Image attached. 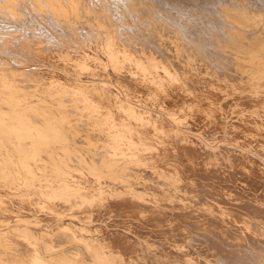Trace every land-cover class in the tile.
Returning a JSON list of instances; mask_svg holds the SVG:
<instances>
[{
  "label": "rangeland",
  "instance_id": "rangeland-1",
  "mask_svg": "<svg viewBox=\"0 0 264 264\" xmlns=\"http://www.w3.org/2000/svg\"><path fill=\"white\" fill-rule=\"evenodd\" d=\"M109 1L108 0H0V264H18L20 261L21 254H23L24 251H26L27 249L31 250L32 247H33L32 250H34V252H36L38 256L40 263L37 262L38 260H36L35 262L29 264H137V263L158 264L159 261H160L159 264H163L164 262H161L162 257L165 258V260L170 258V260L172 259L176 263L178 262V264L180 263L203 264L198 261L194 263V261H191L187 258L179 259L178 257L176 256L174 257L173 255H172L173 257H171V255H168V253H164V255H162L161 257L162 253H160L159 251L161 248L169 247L172 249L173 247H175L172 249L175 251H176V247L178 248L177 237H179V233L177 232H179V230L177 229L178 230L177 231L175 229V224H171L172 225L171 231L173 232V230H175V232L173 233H171L170 230H168V232H166L167 231L166 230L165 231L166 234L161 233L163 231L161 232L158 231L159 233L157 232L158 234H161L160 236L164 237L165 240L168 241L167 243L162 241L159 242L158 245L160 246L156 245L157 244L156 242H151L150 239L138 238L139 241L136 244L137 247L136 248L134 247L133 249L134 251L137 249L135 251L136 253L134 252L136 255L132 253L134 255L132 256V259H129L131 258L129 257L128 260H126L127 256H129L126 251L127 248L126 246H123L122 249V247L121 248L120 246L116 247V245L115 248L113 247L114 245L113 238H111L113 237L112 231L109 232L110 237L109 235H107L108 233H104L105 235L102 233L103 235H100L101 230L99 229L101 228V226L107 228L106 232L110 230L108 228L110 226V221L112 220V216L114 215V213L108 210H100V211L98 210V212L95 213L93 212L91 213L85 212L84 214L81 213V209L84 203L89 198L94 199L95 197H100L103 200H107L109 197L114 196L115 191L112 188V186L119 187L120 185L121 186L123 185V187L125 188V193L123 194L126 193L132 194L134 196L139 197L142 200L146 199L147 197L142 196L143 191L139 190L137 186L142 187V185H144L143 186L144 188L145 186L147 189L152 188L149 187L150 182L147 181L148 179L144 178L143 176L142 179V177L140 176L142 172L141 169L142 167L140 165L134 163L133 164L126 163L123 161L121 156H115L111 154V144L109 138H107L108 134L104 126L105 124L104 121L105 119L107 120L106 113L97 110V108L95 107H97L98 104L104 101L110 102L111 95L113 96V93L116 94L119 93V95L123 94L122 97L124 98L121 97V99L125 100V102L123 100L124 103L127 102L125 106L128 105L127 106L128 108L136 107L141 110L143 108V110L145 111L149 110V112H153L158 115L160 114L159 116H162L165 120L167 119V121L170 122L172 125L175 124L174 126L178 129L180 128L179 130H181L182 132L185 130L184 132H186L185 133L186 135L191 136V138L196 137L195 140L200 141L202 145L206 147V150L209 151L210 159L213 165L217 168H220L221 166H223V164L224 166L221 168L222 170L225 168V166H228L227 164H229V166H232L234 164L233 152L239 151L244 155H250V154L259 155L255 150L250 149L248 147L246 148L243 145H239L240 142L236 140L233 141L234 139L232 138V134L229 131H227L228 130L227 128H229L228 125L229 122L225 123L224 131L222 133L223 136L220 133L219 134L216 133L213 139L212 138L208 139L205 137L204 133H201L200 131L192 130L190 128L185 129L184 127L181 128L182 125L178 123L175 117L173 118V115L170 116L171 113L169 111L166 110L167 112H165L164 109L162 110L158 107H155L154 109L153 108L154 106H151L150 103L145 104L146 102L143 103V101L142 100L140 101L139 99H138L139 101L137 100L138 102L134 101L133 99H137V98H134L132 94L130 95V90H128L127 87L128 85L122 82V79L120 80L124 84V87L120 88V84H121V82H119L120 76H118V74H115L114 71L116 69L115 67H117V61H118V58L116 57L119 54L122 55L124 53V55L126 54V56L123 55V58L125 60H131V59L134 60L133 58H135L136 56L139 57L138 62L142 65L145 64L144 66L147 67L149 71L154 70V68L152 67H155L156 61L164 64L168 69H170V71L172 72L175 71L174 73L175 74L177 73L176 74L177 77L178 75L179 77H181V78L178 77V79H180L182 85L187 88L191 85L194 86L200 84V81H202V83L205 85L207 83L206 82L207 80L212 79L213 83H215L216 81V84L219 86V88L222 91H226L230 96L241 94L242 90L239 89V86H241L242 88L249 87L250 88V89L248 88L249 91L252 92L253 94L254 93L264 94V66L261 65L262 61L264 60V0H213V1L192 0L193 2L191 0H187V1L180 0V2L179 0H169L167 2L174 3V4L172 3L171 7H170V3L168 5H162L161 3L153 0H144V1L143 0H139V1L109 0ZM206 1L210 5H208ZM153 2L154 3L156 2L155 5ZM198 2L201 3L199 4L201 6L198 5ZM101 5L104 6L102 7ZM147 5L149 6L147 7ZM111 6L113 7L111 8ZM160 6L162 8H160ZM204 6L206 8H204ZM124 8L125 9L128 8V9L125 10ZM116 9L118 11L120 10V12L116 13ZM212 9L221 11L220 17L222 21H225L223 22L224 23L223 29L226 33V37L224 34H222L224 33V31L221 33V31H219L215 26L213 27L210 26L211 29L209 28V25L213 24L216 20L217 22L219 21V15L216 13L214 14V12H211ZM154 10L158 15L155 14ZM178 10L180 13L177 12ZM127 11L132 16L129 13H127ZM137 11L140 15L137 13ZM169 11L171 12L172 15L170 14ZM151 12L154 14H152ZM147 13L149 14L146 15ZM101 14L103 17L101 16ZM206 14L209 15L206 17ZM129 15L131 17L134 16L133 18L135 19L131 18ZM184 15L188 17H183ZM198 15H200L201 17ZM203 15L205 16V19ZM157 16L158 18H156ZM160 19L162 20V22ZM118 20L119 21L121 20L120 23H118L119 22ZM172 20H174L175 22ZM196 21L198 22L197 24ZM172 22H174L175 24ZM217 22L215 23L217 24ZM165 23H167V25L170 24V26H167ZM178 24L180 27L177 26ZM227 25H229V27H227ZM244 26H246L247 29ZM151 28L154 30H152ZM200 28H202L203 31H205V33ZM230 28L232 29V31ZM210 30H212L214 33ZM172 31L173 33H171ZM191 31L193 34L190 33ZM217 31L219 34L217 33ZM183 32L184 34L186 32V35H184ZM236 32L238 33L236 34ZM119 33L121 35H119ZM187 33L189 34L187 35ZM206 33L207 35L205 36ZM148 34L149 35L151 34L153 36L151 35L149 36ZM193 35L196 36L194 37ZM198 35H200L201 39L203 37L206 39L203 38L202 42H198L201 41ZM154 36L156 37L154 38ZM208 37L210 38V40H208L209 39ZM245 37L248 38L246 39ZM157 38L161 39V41L159 40L157 41ZM223 38L225 39V41ZM141 39L144 42L141 41ZM150 39L152 42L155 39L154 43H152ZM221 40L222 42H220ZM168 42H170L168 48L167 47L164 48V46L168 45L167 44ZM172 43H174V45ZM188 43L191 45H188ZM199 43L200 46L202 45L201 48L198 45ZM116 46L117 48H115ZM147 46L148 47L151 46V47H149L148 49ZM144 47L147 48L144 49ZM83 48L85 50H83ZM87 48H89V50L91 51H94L95 55L98 58H100V60L99 59L98 60L104 65L107 63L109 56H111V54L113 55L114 58H112L113 60L112 64L114 65V67L109 68L107 69V71H105L107 72L106 76L104 75L106 74L104 72L103 74L104 76L102 74H97L94 75V77L92 76L93 78L92 79L91 76L85 75L86 76L85 77L84 74L77 71L79 64L75 56L82 54L84 51L85 52L89 51ZM94 48L97 49L94 50ZM140 48L143 50H141ZM170 48L173 51H171ZM122 49L124 50V52L121 53ZM79 51L80 52L82 51V53H80ZM108 51L110 52V54H108L109 53ZM195 51H198L199 54L197 55V52L195 54L194 53ZM200 52L202 55L200 54ZM164 53H166L167 55L166 54L164 55ZM189 53L191 55H189ZM209 54L211 55L209 56ZM222 54L224 56H222ZM101 56L104 57L105 59L102 58ZM170 56L171 58H169ZM173 56H176V58L175 57L173 58ZM213 56L217 59L215 60ZM91 58L92 57H90V59ZM47 59L49 60L50 63L52 62L53 64H50L47 61ZM65 59H67L68 61H72V64L73 65L75 64L74 67H76V65L77 67L73 70H70L66 68L64 69L63 65H62L63 68L62 66H59L61 64H59L56 60L59 61ZM222 59L225 60L226 63L223 64V62L225 61H223ZM218 60L221 62L220 64L223 65L224 67L219 64ZM231 60L234 62V65H236L235 67L233 66V62ZM214 61L217 63H215ZM176 63L177 64L179 63L178 66L176 65ZM190 63H192L193 65ZM198 64L200 66H202L201 64H203L204 66L202 67L204 68L202 67L199 68L200 66ZM226 64L229 65V67L232 64L231 66L232 69H230L231 67L227 68ZM216 66L217 68L219 66L221 68L219 67L220 69L219 68L215 69ZM258 68L260 69L258 70ZM110 69H112L113 71H110ZM48 70L50 71V73L51 72L53 73V71L55 73L51 74L50 76V74L48 75L49 73ZM191 70L192 71L194 70L196 74L194 71L192 72ZM202 70L205 72H203ZM71 71L72 72L74 71L73 74L71 73ZM200 71L202 72L201 73L202 75L204 74L203 77L201 74H199ZM224 71L228 74H226ZM57 72L60 73L58 74ZM76 72L80 73L83 76L76 74ZM112 72L114 74L110 75V73ZM55 74H58V77L61 75L60 79H62V76H64L63 78L65 79L70 78V80L72 81L74 80V81L73 82L68 80L65 81V79H62L60 80L62 81L61 83L60 82L55 83L56 81L52 80L53 78H51L52 75ZM232 74L233 76L239 78V80L241 81L237 80L235 77H232ZM65 75L67 76V78ZM77 75L81 77H78ZM244 75L245 78L242 80ZM113 76H116L117 78ZM80 78L82 79L83 82L81 81ZM188 78H190L189 83L187 82ZM192 78L196 79L195 83L193 82L194 79L192 81ZM77 79H80V81ZM203 79L206 81H204ZM89 80L91 81V83ZM113 80H116L115 83L113 82ZM85 81H87V83ZM59 83L60 85L62 86L65 85L66 87L61 88L62 86H60ZM93 83L94 85H92ZM83 84L84 85L86 84L85 86H87L88 84L90 86V87L88 86L89 89L85 88ZM83 87L85 90H82L81 93V91L79 90H81L80 88ZM108 87L110 89H108ZM77 88L78 90H76ZM92 88L93 90L90 91ZM124 89L126 91H124ZM102 90L104 92H102ZM126 92H128V94ZM89 93L93 98L90 97ZM99 93L102 95H100ZM84 96H86L89 99L88 102H85L87 99ZM96 96L98 98L101 96L100 97L101 99H98V101L100 100V102H98L95 99V101H97L98 104H95L96 102L92 100L94 98H97ZM102 96L105 99L104 101H102L103 99ZM93 104H95L96 106ZM234 106L239 107L238 105H234ZM256 108L257 107L246 108L245 109L246 111H244V113L255 115V113L258 112V108L257 110ZM94 112H96L95 115L93 114ZM162 113L163 115H161ZM166 113L170 115L168 116L166 115ZM257 114H259V112ZM169 117L172 118L169 119ZM220 135L222 138H220ZM213 140H217V141H213ZM211 141L213 144L211 143ZM224 148L225 149L227 148L226 151L223 150ZM222 150L224 151V153ZM211 153L214 155V157H212L213 155H211ZM261 157L262 156L259 155V159H262ZM222 160L224 162H222ZM130 166L133 167V169ZM137 171L138 173L135 174L136 175L135 176L134 173ZM136 177L139 178L137 179ZM73 178L75 181H73ZM45 182L48 183L51 182V184H54L55 182L57 184L66 183L69 184L68 186L73 191H76V189H78V193H76L77 194L75 195L76 197L72 195L70 197V200H68L69 202L61 198H58L54 201H50L46 199L47 197L42 192L41 194L38 190H35L36 184H43ZM131 182H133V185ZM179 183L180 184L182 183V179L179 175H177L176 178L173 180V183H171L172 189L175 193L182 192V193H188V195H191L190 197L194 196V192H193L194 190H189L188 192V190L185 189V191H182L183 189L181 190V185L180 187L179 185H177ZM175 188L177 189L179 188L178 190L180 191H177V189ZM31 193L36 195L42 203H45L44 206L46 207L47 211L49 212L52 211L54 217L55 215H58V217L56 216L55 218L52 219L55 222H53L52 220L47 221L45 220L46 218H44V216L42 215L40 216L38 213H34L32 211L34 210L33 208L34 206L31 203V197H30ZM184 198L185 197L183 196L179 197L180 203L182 202V204L184 205L190 204V201L187 200L189 198L187 199L185 198L187 201ZM194 199H196V201L199 203L201 202V200H199L200 198H194ZM149 203L150 202H148L147 204ZM5 207L9 210L10 214L4 213ZM78 210L80 211L77 212ZM73 212H75V214ZM147 213L148 212L140 211V214L143 216V217L140 216V218L145 219ZM201 216L202 215H200V217L196 215L194 220L193 221L191 220V222L188 221L189 224L187 223V225L184 224L182 226L183 228L181 227L180 231L183 232V234L187 233L193 235L194 237L205 239L204 241L205 243L202 244L204 246L203 248L206 251L204 255V261H205L204 264L205 263L224 264V263H220L219 258L217 257L219 255L218 253H222L216 250L217 246L221 247L224 244L223 245L224 248H229V247L233 248L234 245L230 243L227 244L228 242L226 243V241L223 239L224 235L221 232L222 230L212 225H208L206 223L207 222L206 219ZM99 219L102 221H100ZM181 219L182 218H179L178 221L181 222L184 221ZM204 219L205 222L202 221ZM92 221L95 223H93ZM107 221H109L108 224ZM195 222L197 224L201 222L200 225L203 226L200 227V225H196ZM96 226L99 227V229H97ZM198 226L200 228H198ZM207 226H210V228ZM189 227L191 228L189 229ZM78 229L81 231H79ZM211 229L215 231H211ZM194 230H198V231L195 232ZM94 231H96L97 233L99 231L100 232L99 234H97ZM210 231L212 233H210ZM216 232L217 234L218 232L221 233L223 237L219 235V239H218ZM164 234L166 236H164ZM181 234L182 233H180V236ZM206 234L207 236L208 234L213 235V237L211 235L208 237L206 236L208 239L211 237L210 239L213 240V242L206 240L205 237ZM214 234H216L215 237ZM99 236L103 237V239L106 238L107 239L110 238V239L108 240L106 239L103 241L102 238L100 239ZM220 237L224 241L221 240ZM20 239L26 240L27 242H23V241L21 242ZM216 241L218 242L221 241V242L218 243ZM142 244L145 245V248L144 245ZM27 245L28 246L30 245L31 247L30 246L28 247ZM209 245H211L210 246L211 248L209 247ZM147 246L150 248V250H148L149 248H147ZM205 246H207L208 248ZM156 249L158 251H156ZM144 253L147 255L145 256ZM157 254H159L158 257ZM152 255L154 260L156 257V259H159V261L155 260L156 263L153 262L154 260L152 259ZM13 256L16 257L14 258ZM21 261L19 264L24 263L22 259ZM140 261L143 263H141ZM148 261L149 263H147ZM224 262L225 264L228 263L225 260ZM261 264H264V262H261Z\"/></svg>",
  "mask_w": 264,
  "mask_h": 264
},
{
  "label": "bare ground",
  "instance_id": "bare-ground-1",
  "mask_svg": "<svg viewBox=\"0 0 264 264\" xmlns=\"http://www.w3.org/2000/svg\"><path fill=\"white\" fill-rule=\"evenodd\" d=\"M153 1H157V2L161 3L162 5H168L170 3V2H167L169 0H153ZM179 2H180V0H179ZM151 3H152V1H151ZM155 3H154V5H155ZM172 3H170V7H171ZM187 3H186V6H187ZM204 3H205V1H204ZM133 4H134V2H133ZM199 4H201V3L198 2V5ZM207 4H208V2H207ZM122 5H125V4H122ZM138 5H139V3H138ZM208 5H210V4H208ZM144 6H146V5H144ZM148 6L149 5H147V7ZM194 6H193V8H194ZM199 6H201V5H199ZM205 6H204V8H206ZM112 7L113 6H111V8ZM160 8H162V7L160 6ZM107 9H108V7H107ZM113 9H112V11H113ZM119 9H121V8H119ZM127 9L128 8H126L125 10H127ZM153 9H154V7H153ZM141 10H142V8H141ZM205 11H206V9H205ZM209 11H210V8H209ZM102 12H104V11H102ZM117 12H120V10L118 11L116 9V13ZM152 12H153V10H152ZM154 12H155V10H154ZM177 12H179V10ZM182 12H184V11H182ZM211 12H214V14L216 13V14L219 15V21L217 22V20H216L215 22H217V24L214 22L213 24L209 25V28H210V26H212V27L215 26L222 33L224 31V29H223V24L224 23L223 22H225V21H222V19L220 17L221 11L216 10V9H212ZM127 13H129V12L127 11ZM137 13H138V11H137ZM189 13H191V12H189ZM189 13H187V14H189ZM148 14L149 13H147L146 15H148ZM152 14H154V13H152ZM155 14H157V13L155 12ZM170 14H171V12H170ZM200 15H198V16H200ZM208 15L206 14V17ZM101 16H102V14H101ZM155 16H153V17H155ZM133 17H131V18H133ZM183 17H188V16H185L184 15ZM156 18H158V16ZM133 19H135V18H133ZM192 19H194V18H192ZM204 19H205V16H204ZM120 21L118 23H120ZM172 21H174V20H172ZM161 22H162V20H161ZM163 22H165V21H163ZM174 22H172V23H174ZM167 23H165V24L167 25ZM184 23H186V22H184ZM197 23L198 22L196 21V24ZM133 25H134V22H133ZM167 26H170V24H168ZM177 26H179V24ZM120 27H122V26H120ZM173 27H176V26H173ZM197 27H199V26H197ZM227 27H229V25H227ZM244 27H246V26H244ZM202 28H200V29L203 31ZM235 28H236V26H235ZM238 29H240V28H238ZM246 29H247V27H246ZM152 30H154V29H152ZM176 30H173V31H176ZM173 31L171 33H173ZM180 31H181V28H180ZM210 31H212V30H210ZM231 31H232V29H231ZM241 31H242V29H241ZM125 32H126V30H125ZM195 32H196V30H195ZM203 32L205 33V31H203ZM190 33L193 34L192 31ZM217 33H218V31H217ZM237 33L238 32H236V34ZM183 34H184V32H183ZM188 34L189 33H187V35ZM222 34H224L225 37H226L225 31ZM119 35H121V34L119 33ZM184 35H186V32H185ZM206 35H207V33L205 34V36ZM151 36H153V35H151ZM198 36L200 38V35H198ZM198 36H197V38H198ZM155 37L156 36H154V38ZM222 37H224V36H222ZM238 37H239V35H238ZM241 37H243V36H241ZM158 38H157V41L158 40L161 41V39H158ZM233 38H234V35H233ZM181 39H182V37H181ZM202 39H201V41H198V42H202ZM204 39H206V38H204ZM127 40H128V38H127ZM129 40H131V39H129ZM139 40H140V37H139ZM208 40H210V38ZM141 41H143V40L141 39ZM150 41H151V39H150ZM154 41H155V39H154ZM154 41L153 42L151 41V42L154 43ZM224 41H225V39H224ZM112 42H113V40H112ZM184 42H182V43H184ZM217 42H219V41H217ZM220 42H222V40ZM251 42H252V40H251ZM258 42H259V40H258ZM169 43L170 42L167 43L168 45L165 44L166 46H164V45H162V46H164V48L165 47L168 48ZM206 43H207V40H206ZM230 43H232V42H230ZM172 44L174 45V43H172ZM195 44H197V43H195ZM188 45H191V44L188 43ZM198 45L200 46V43ZM198 45H197V47H198ZM151 46H149V47H151ZM155 46H156V43H155ZM158 46H159V44H158ZM201 46H200V48H201ZM111 47H112V44H111ZM149 47H148V49H149ZM109 48H108V50H109ZM115 48H117V46ZM146 48L144 47V49H146ZM236 48H238V47H236ZM87 49L89 50V48H87ZM96 49L94 48V50H96ZM153 49H154V47H153ZM172 49H173V46H172ZM172 49H171V51H173ZM175 49H174V51H175ZM83 50H85V49L83 48ZM128 50H129V48H128ZM141 50H143V49H141ZM194 50H196V49H194ZM190 51H188V52H190ZM117 52H116V55H117ZM122 52H124L123 49L121 50V53ZM196 52H197V55H198L199 54L198 51H195L194 53L196 54ZM80 53H82V51ZM76 54H77V52H76ZM108 54H110V52ZM165 54L166 53H164V55ZM192 54H193V52H192ZM200 54H201V52H200ZM206 54H208V53H206ZM215 54H217V53H215ZM231 54H233V53H231ZM116 55H114V56H116ZM123 55H124V53L122 55L119 54L116 57V58H118V61H117V67H115L116 69L114 68L115 69L114 73L115 74H118V76H120L119 80L122 79V82H124V83H126L128 85V86L127 85L126 86L128 87V90H130V95L132 94V96L134 98H137V99H133L134 101H137L139 99L140 101L142 100L143 103L146 102L145 104H147V103L149 104L150 103L151 106H154L153 107L154 109H155V107H158V108H160L162 110L164 109L165 112L169 111L171 113V115L170 114H167V113H166V115H168V116L169 115L170 116L173 115V118L175 117L176 120L178 121V123H180L182 125L181 128L184 127L185 129L186 128L187 129L190 128L192 130L200 131L201 133H204L205 137L208 138V139H211V138L213 139V137H214V135L216 133L217 134L220 133L223 136L222 133L224 131L225 123L226 122L227 123L229 122V124H228L229 125V128H227L228 129L227 131H229L232 134V138L234 139L233 141L236 140V141L240 142V144L238 143L239 145H243L246 148L248 147L250 149L255 150L257 152V154H259V155L262 156L261 157L262 159H259V155H252V154H250V155H244L243 153H241L239 151L233 152V163L234 164L232 166H229V164H227L228 166H225V168L222 170L221 168L224 166V164L222 163L223 166H221L220 168L215 167L213 165L211 159H210L209 151L206 150V147H204L200 141L195 140L196 137H193L194 135L192 136L193 138H191V136H189V135H186L185 134L186 132H184L185 130L182 132L181 130H179L180 128L178 129V128H176L174 126L175 124L172 125L170 122L167 121V119L165 120L162 116H159L160 114L158 115V114H155L153 112H149V110L148 111L147 110L145 111V110H143V108H142V110L139 109V108H136V107H134V108H128L127 107L128 105L125 106V104L127 102L124 103L125 100L123 99L124 100V102H123V100L121 99V97H122L123 94L122 95H119V93L118 94L113 93V96H112L111 95L112 92H111L110 93L111 100L109 99L110 102H105L104 101L105 99L102 96V98H103L102 101H104V102H102L100 104H98V102H100V100L98 101V99H101L100 98L101 96L99 98L96 96L97 98L92 99L94 101H95V99L98 101V102L95 101L96 102L95 104H98L97 107H95V108H97V110L102 111L103 113H106V116H107V120L105 119V121L104 120L103 121L105 122L104 126H105L106 132L108 134L107 135V138H109V141H110V144H111V154L112 155H115V156H121L122 159H123V161L126 162V163H129V164H131V163L133 164L134 163V164L140 165L142 167L141 169H142V172H143V175H142V172H141L140 176L141 177L143 176L144 178L148 179L147 181L150 182V186L149 187H152V188H150V189L148 188L147 189L146 186L144 188L143 187L144 185H142V187H138L137 186V188L139 190H142L143 191V195L142 196L143 197L145 196V197L148 198V199L146 198V199L142 200L139 197L134 196L132 194H128V193L123 194V193H125V188L123 187V185L121 186L119 184L120 185L119 187L118 186L117 187L116 186H112V188L115 191V195L114 196L109 197L107 200H103L100 197H95L94 199H90L89 198L84 203L82 209L80 208L81 209V213L82 214H84L85 212H90V213L93 212V213H95V212H98V210L99 211L100 210H108V211H111V212L114 213V215L112 216V220L110 221V226L108 228L110 230H108L106 232V229L107 228H105L103 226H101L100 229L97 226H96V228L99 229V230H101V234L100 235H103L104 233H108L107 235H109V232L112 231L113 237H111V238H113V243H114L113 247L115 248V245H116V247L117 246L118 247L120 246V248L122 247V249H123V246H126V248H127L126 251H127V253H128L129 256H127V259L126 260H128L129 257H131L129 259H132V256H134L132 253H134L137 250L136 249L134 251L133 249H134V247L135 248L137 247L136 244L139 241L138 238H144V239L147 238V239H150L151 242H156L157 243L156 245H158V243L161 242V241L167 243L168 241L165 240L164 237L160 236L161 234H158L159 233L158 231H160V232L163 231L161 233H165L166 234V232H168V230L171 231V229H172L171 228V226H172L171 224H175V229L176 230L177 229L179 230V232H177V233H179V237H177L178 248L176 247V251L175 250H172L175 247H173L172 249L169 248V247L168 248L167 247L166 248H161L159 250L160 253H162L161 254V257H162V255H164V253H168V255H171V257H173V256L175 257L176 256L179 259H186L187 258V259H189L191 261H194V263L196 261H198V262H201V263L204 264V262H205L204 261V255H205L206 251L203 248L204 246L202 244L205 243L204 242L205 239H200L198 237H194L193 235H190V234H187V233H184L183 234V232L180 231L181 230V227L184 224L185 225H187V223L189 224L188 221H190V222H191V220L193 221L196 215H198L199 217H200V215H202L201 217H203V218L206 219V221H207L206 223L208 225H212V226H214V227L222 230L221 232L224 235V238L223 239L226 241V243L228 242L227 244L230 243V244H233L234 245L233 248L232 247H229L231 249L224 248L223 247L224 244L222 246L220 245L221 247H218L217 246V249L216 250L222 252V253H218L219 255L217 256L219 258L220 263H224L225 264L224 260L228 262L227 264H261V262H264V94H260V93H254L253 94L252 92L249 91V89H250L249 87L242 88L241 86H239V89L242 90L241 91V94H237V95H234V96H230L226 91H222L219 88V86L216 84V81H215V83H213L212 82V79L210 80L209 77H208L209 80H207V81L203 79L204 81L207 82V83L204 82V83H206L205 85L202 83V81H200V84H197V85H194V86L191 85L192 87L189 86L187 88V87H184L182 85L180 79H178L179 75L177 77V75H176L177 73L175 74L174 73L175 71L174 72L170 71V69H168L164 64L156 61L155 62V67H152V68H154V70L153 71H149V69L144 66L145 64L142 65V64H140L138 62V58L139 57L136 56L135 57L136 59L133 58L134 60H132V59L131 60H125L123 58ZM162 55H163V53H162ZM189 55H191V54L189 53ZM210 55L211 54H209V56ZM218 55H219V53H218ZM74 56H75V54H74ZM74 56H72V57H74ZM124 56H126V54ZM222 56H224V55L222 54ZM75 57L77 58V61H78V64H79V67H78V70L77 71L80 72V73H82V74H84V76L85 75L86 76H91V78H92V76L94 77V75H97V74H102L103 75L104 72L107 71V69L114 67V65L112 64L113 63L112 58H114L112 54H111V56H109L108 61H107V63L105 65L99 61L100 58H98L95 55L94 51H91V50L86 51V52L84 51L82 54L76 55ZM90 57H92V58L90 59ZM127 57H129V56H127ZM132 57H134V56H132ZM174 57L176 58V56H173V58ZM102 58H104V57H102ZM169 58H171V56ZM186 58H187V56H186ZM214 59L216 60L217 58L214 57ZM223 59H224V57H223ZM250 59H252V58H250ZM256 59H258V58H256ZM164 60H166V59H164ZM225 60H226V58H225ZM225 60H223V61H225ZM47 61L49 62L48 59H47ZM56 61L59 64H61L59 66H62L63 65L64 66V69L66 68V69L73 70V69H75L77 67V65H76V67H74L75 64L73 65L72 64V61H68L67 59H65V60H59V61L56 60ZM73 63H74V61H73ZM215 63H217V62H215ZM220 63L221 62L219 61V64ZM224 63H226V61L223 62V64ZM50 64H53V63L51 62ZM178 64L176 63L177 66H178ZM190 64H192V63H190ZM237 64H240V63H237ZM201 65L204 66L203 64H201ZM229 65H230V63H229ZM229 65L226 64V67L227 68H230L232 66V64H231L230 67H229ZM261 65L264 66V60L262 61V64ZM63 66H62V68H63ZM202 66H200L199 68H201ZM217 66H216L215 69H218L220 67L219 66L217 68ZM221 66H223V65H221ZM233 66L234 67L236 66V65H234V62H233ZM202 68H204V67H202ZM230 69H232V67ZM259 69L260 68H258V70ZM207 70H206V72H207ZM67 71H69V70H67ZM110 71H113V70L110 69ZM229 71H231V70H229ZM73 72L71 71L72 74H73ZM203 72H205V71H203ZM53 73H55V72L53 71ZM53 73L52 72L50 73V71H49L48 75L50 74V76H51V74H53ZM67 73H69V72H67ZM80 73H77L76 72V74L81 75ZM105 73L106 74H104V75L106 76L107 75V72H105ZM114 73L112 72V73H110V75L111 74L113 75ZM201 73L202 72L200 71L199 74H201ZM225 73H224V75H225ZM58 74L52 75V77H51V78H53L52 80L56 81L55 83H57V82H60L61 83L62 81H60V80L65 79V78H63L64 76H62V79H60L61 78V75L58 77ZM195 74H196V72H195ZM226 74H228V73H226ZM203 75H202V77H203ZM81 76H83V75H81ZM81 76H78V77H81ZM116 76H113V77H116ZM230 76H229V78H230ZM239 76H241V75H239ZM74 77H76V76H74ZM232 77H235L237 80H239V78H237L236 76H233V74H232ZM66 78H67V76H66ZM179 78H181V77H179ZM244 78H245V75L242 78V80ZM80 79H77V80L80 81ZM189 79L190 78H188V81H187L188 83L190 81ZM193 79H194V81H193ZM66 80L72 81V80H70V78L65 79V81ZM195 80H196L195 78H192V81L194 83H195ZM54 81H53V83H54ZM81 81H82V79H81ZM115 81L116 80H113L114 83H115ZM239 81H241V80H239ZM75 82H74V84H75ZM85 82L87 83V81H85ZM119 82H121V80ZM122 82L120 84V88L121 87H124V84ZM60 83H59V85H60ZM90 83H91V81H90ZM92 85H94V83ZM60 86H62V85H60ZM88 86L89 85L87 84V86H85V88L89 89ZM64 87H66V86L64 85L61 88H64ZM80 87H81V85H80ZM225 88H227V87H225ZM68 89H70V88H68ZM80 89L81 90H79V91H81V93H82V90H85L84 87L83 88H80ZM96 89H97V87H96ZM108 89H110V88L108 87ZM76 90H78V88ZM92 90H93V88L90 91H92ZM124 91H126V90L124 89ZM102 92H104V91L102 90ZM114 92H116V91H114ZM128 92H126V93L128 94ZM91 94H92V92H91ZM91 94L89 93L90 97L93 98L91 96ZM99 94H97V95H99ZM100 95H102V94H100ZM86 96H84V97H86ZM105 96H106V94H105ZM122 98H124V97H122ZM86 99H85L86 100L85 102H88L89 99L87 97H86ZM130 102H132V101H130ZM95 104H93V105H95ZM234 105H238L239 107H235ZM89 106H91V105H89ZM135 106H137V105H135ZM130 107H132V106H130ZM249 107L250 108L257 107L259 114H257L258 112H256V113L254 112L255 115L254 114H252V115L251 114H245L244 113V111H246L245 109L246 108H249ZM257 108H256V110H257ZM95 113L96 112H94L93 114L95 115ZM161 115H163V113ZM170 118H172V117H169V119ZM221 135H220V138H222ZM213 141H217V140H213ZM211 143H212V141H211ZM226 149L224 148L223 150L226 151ZM216 153H218V152H216ZM223 153H224V151H223ZM253 153H255V152H253ZM211 155H213V154L211 153ZM222 156H224V155H222ZM212 157H214V155ZM222 162H224V161L222 160ZM119 167H120V165H119ZM131 168L133 169V167H131ZM137 173H138V171L135 172L134 175L137 174ZM177 175H179L181 177V179H182V183L181 184L179 183L177 185H179V187L181 185V190L183 189L182 191H185V189H187L188 192H189V190H194L193 191L194 192V196L193 197H190L191 195H188V193H182V192L175 193L173 191L172 184L171 183H173V180L176 178ZM143 177H142V179H143ZM136 178H134V179H136ZM70 180H72V179H70ZM127 180H129V179H127ZM73 181H75L74 178H73ZM177 182H179V181H177ZM131 183L133 185V182H131ZM137 184H139V183H137ZM68 185L69 184H66V183H59V184H57L55 182L54 184H51V182L50 183L45 182L43 184H36L35 190H38L40 193L42 192L47 197V198L46 197L45 198L48 199V200H50V201H54V200H56L58 198L65 199L66 201H68V200H70V197L72 195L75 196V195H77L76 193H78V189H76V191H73ZM119 188H121V189H119ZM175 189H177V188H175ZM178 189H177V191H180ZM154 195H156V196H154ZM181 196L185 197L186 199L189 198L187 200L190 201V204L184 205V204H182V202L180 203L179 197H181ZM30 197H31V203L34 206L33 207L34 210H32L34 213H38L40 216L41 215L44 216V218H46L45 220H47V221L48 220L49 221L52 220L56 216L58 217V215H55V217H54L52 211H51L52 213L49 212V211H47L46 207L44 206L45 203H42L36 195H34L33 193H31L30 194ZM194 198H200L199 200H201V202L200 203L197 202L196 199H194ZM148 202H150V203L147 204ZM79 211L80 210H78L77 212H79ZM140 211L148 212L146 214V218L145 219L140 218V216H142L140 214ZM75 212H73V213L75 214ZM4 213L5 214H10L9 210L6 207L4 208ZM97 216H99V215H97ZM95 218H96V216H95ZM179 218H182L181 220H184V221H182V222L181 221H178ZM100 219H101V216H100ZM205 219L202 220V221L205 222ZM100 221H102V220H100ZM53 222H55V221H53ZM108 222L109 221H107V224H108ZM93 223H95V222H93ZM200 223H198V224L196 223V225H200ZM202 226L203 225H200V227H202ZM80 227H78V228H80ZM191 227H192V225H191ZM191 227H189V229ZM200 227L198 226V228H200ZM207 227L210 228V226H207ZM193 228H194V225H193ZM193 228H192V230H193ZM209 228H206V229H209ZM173 229H174V227H173ZM79 231H81V230H79ZM194 231L196 232L198 230H194ZM211 231H215V230H212L211 229ZM211 231H210V233H212ZM94 232H96V231H94ZM99 232L98 233L96 232V233L99 234ZM123 232H125V233H123ZM173 232H175V230H173ZM173 232L171 231V233H173ZM199 232H201V231H199ZM180 233H182L181 236H180ZM165 234H164V236H166ZM216 234H217V232H216ZM216 234H214V237H215ZM222 234L218 232V234H217L218 239H219V235L222 236ZM173 235H175V234H173ZM210 235L208 234V236H210ZM168 236H170V235H168ZM206 236H207V234L205 235V237ZM211 236L213 237V235H211ZM217 236H216V238H217ZM106 237H108V236H106ZM109 237H110V235H109ZM207 237H206V240L207 241L213 242V240L210 239L211 237L209 238L210 240ZM101 238H102L103 241L107 239V238L106 239H103V237H100V239ZM108 239H110V238H108ZM223 239L221 238V240H223ZM20 240H21V242L22 241L23 242H27L26 240H22V239H20ZM144 241H146V240H144ZM107 242H109V241H107ZM216 242H218V241H216ZM220 242H218V243H220ZM111 244H112V242H111ZM142 245H144V244H142ZM154 245H155V243H154ZM158 246H160V245H158ZM210 246L211 245H209V247ZM205 247H207V246H205ZM214 247H216V246H214ZM226 247H227V245H226ZM144 248H145V245H144ZM147 248H149V247L147 246ZM32 249H33V247H32ZM32 249L31 250H28L27 249L26 251H24L23 254H21L20 261L22 259L24 261L23 264H25V263H27V264L33 263L36 260H38L37 262L40 261L39 258H38V256H37V254H36V252H34V250H32ZM148 250H150V248ZM156 251H158V250L156 249ZM138 252H139V250H138ZM152 254H153V252H152ZM146 255L147 254H145V256ZM158 255L159 254H157V257H158ZM16 256H13V257L15 258ZM165 256H166V254H165ZM162 258H161V262H164L165 264H178V262L176 263L172 259L170 260V258L169 259H166V260H165V258H163V259ZM152 259H153V255H152ZM152 259H150V260H152ZM137 260H138V258H137ZM155 260H158L159 261V259H156V257H155ZM155 260L153 262L156 263ZM20 261H19V263H20ZM141 263H143V262H141ZM147 263H149V261ZM159 263H160V261L158 262V264ZM180 264H183V263H180Z\"/></svg>",
  "mask_w": 264,
  "mask_h": 264
}]
</instances>
